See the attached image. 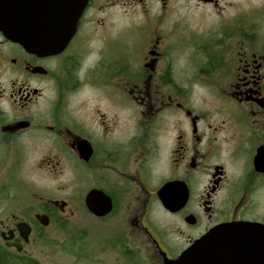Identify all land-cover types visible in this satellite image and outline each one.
Instances as JSON below:
<instances>
[{
    "label": "flooded vegetation",
    "instance_id": "flooded-vegetation-1",
    "mask_svg": "<svg viewBox=\"0 0 264 264\" xmlns=\"http://www.w3.org/2000/svg\"><path fill=\"white\" fill-rule=\"evenodd\" d=\"M63 176L90 214L88 193L107 195L98 218L142 242L116 235L112 264H164L221 224L264 227V0H89L56 50L0 31L1 243L29 253L70 205L53 198Z\"/></svg>",
    "mask_w": 264,
    "mask_h": 264
},
{
    "label": "water",
    "instance_id": "water-1",
    "mask_svg": "<svg viewBox=\"0 0 264 264\" xmlns=\"http://www.w3.org/2000/svg\"><path fill=\"white\" fill-rule=\"evenodd\" d=\"M89 0H0V31L15 41L45 50L63 48L77 29ZM163 189L160 191L162 195ZM66 203L62 202V206ZM86 205L101 217L112 209L110 198L98 189L90 191ZM47 226L46 214L37 215ZM25 240L31 233L26 223L19 225ZM21 251L23 245L7 242ZM164 264H264V227L253 223L218 225L185 248L178 257L164 258Z\"/></svg>",
    "mask_w": 264,
    "mask_h": 264
},
{
    "label": "rangeland",
    "instance_id": "rangeland-1",
    "mask_svg": "<svg viewBox=\"0 0 264 264\" xmlns=\"http://www.w3.org/2000/svg\"><path fill=\"white\" fill-rule=\"evenodd\" d=\"M40 182L43 185L51 184L45 178ZM57 184L60 188L53 198L69 200L70 205L64 212L58 210L54 222L46 229L40 231L41 228H36L35 235L40 231L38 241L27 246L31 256L43 264H112L125 248L123 242L113 240L116 235L122 237L126 244L129 242L128 247L141 252L139 247L143 246L142 242L125 240V228L115 216L107 221L102 220L82 207L80 194L70 195L66 176L60 177ZM2 199L0 197V201ZM24 200L29 204L30 201L34 202L35 197L18 198V201ZM153 222L155 227L166 233V237L177 241L176 235L169 231L167 217L161 211H154Z\"/></svg>",
    "mask_w": 264,
    "mask_h": 264
},
{
    "label": "trees",
    "instance_id": "trees-1",
    "mask_svg": "<svg viewBox=\"0 0 264 264\" xmlns=\"http://www.w3.org/2000/svg\"><path fill=\"white\" fill-rule=\"evenodd\" d=\"M46 228H41L44 230ZM40 231L37 237L40 235ZM83 248V246H81ZM0 264H43L39 259L31 256L29 253L20 252L12 248H8L4 243L0 242Z\"/></svg>",
    "mask_w": 264,
    "mask_h": 264
}]
</instances>
